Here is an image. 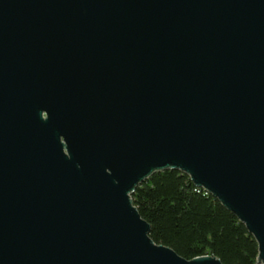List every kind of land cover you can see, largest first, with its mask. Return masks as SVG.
<instances>
[{
  "label": "water",
  "instance_id": "95a60500",
  "mask_svg": "<svg viewBox=\"0 0 264 264\" xmlns=\"http://www.w3.org/2000/svg\"><path fill=\"white\" fill-rule=\"evenodd\" d=\"M163 170L264 264V0H0V264H221L149 239Z\"/></svg>",
  "mask_w": 264,
  "mask_h": 264
},
{
  "label": "trees",
  "instance_id": "16d2710c",
  "mask_svg": "<svg viewBox=\"0 0 264 264\" xmlns=\"http://www.w3.org/2000/svg\"><path fill=\"white\" fill-rule=\"evenodd\" d=\"M132 206L149 239L184 260L209 256L221 264H254L257 245L234 215L177 170L151 174L134 188Z\"/></svg>",
  "mask_w": 264,
  "mask_h": 264
},
{
  "label": "built area",
  "instance_id": "2783aa9c",
  "mask_svg": "<svg viewBox=\"0 0 264 264\" xmlns=\"http://www.w3.org/2000/svg\"><path fill=\"white\" fill-rule=\"evenodd\" d=\"M205 193V192H204ZM205 194H207V193H205Z\"/></svg>",
  "mask_w": 264,
  "mask_h": 264
}]
</instances>
